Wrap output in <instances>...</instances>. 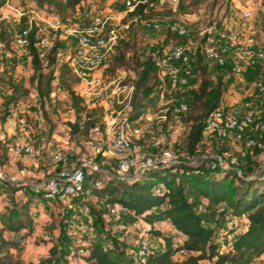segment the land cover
I'll return each instance as SVG.
<instances>
[{
	"label": "rangeland",
	"instance_id": "374dc122",
	"mask_svg": "<svg viewBox=\"0 0 264 264\" xmlns=\"http://www.w3.org/2000/svg\"><path fill=\"white\" fill-rule=\"evenodd\" d=\"M6 1L8 4L0 8V34L10 43L14 33L24 27L21 12L33 8L34 4L30 0ZM182 5L186 12L174 8L153 13V17L160 19L161 23L157 31L147 30L139 21H133L123 33V39L128 45L120 43L119 46L125 52L127 64L115 72L111 71L108 64L101 71L100 85L104 90L100 104L94 106L82 99V105L97 109L92 126L104 127L105 119L110 120L119 110H123L124 115V102L120 101L124 98L126 87L129 84L134 85L141 62L148 58L162 57L169 48L178 44L182 40L177 33L179 26L187 28L188 35L184 40L193 45L201 43L203 38L200 32L203 29L223 27L228 35L239 33V42H246L254 47L264 46V0H202L196 4L183 0ZM123 11V0H111L104 4L87 2L79 10L70 13L68 23L82 27L93 15L117 14ZM243 11H248L249 15L242 17ZM51 36L52 45L56 40L59 41L60 53L51 75L52 92L49 100H44L43 106L38 94V76L32 68L27 51L12 46L11 57H0V167L6 177L0 180V226L10 219L12 207L27 205L34 229L23 240L20 256L24 264L37 263L48 255L49 248L53 245L60 253L57 264H90L82 255L88 253L93 243H101L105 249H112V257L118 259L121 264H133L131 258L140 236L148 240L150 250L163 247L160 237L148 233L150 226L144 220L135 219L127 210L120 207L115 209L113 206H107L108 212L94 214L92 209L99 210L101 204L97 197L90 195L88 191L76 194L61 203L46 201L33 193L32 186L45 176L39 171L51 169L52 166H55L52 171L56 168L51 157L57 150L73 153L74 158L84 156L90 163H96L100 170L91 173L96 175V188L98 180L103 185L118 175L116 158L102 156L90 143L89 132H80L87 120L86 113L72 107L68 91L72 89L80 96L81 83L66 62L68 40L59 32L52 33ZM235 63L241 69L237 74L233 73L231 68H220L212 61L203 59V65L213 80H216L218 75L223 76L224 92L220 107L227 111H232L233 108L239 110L247 101L250 103V109L264 118V91L260 92L257 88L258 83L264 85V62L247 65L242 60H236ZM41 73L44 81L48 77V71L44 68ZM188 77L190 78L187 88L179 90L168 87L163 97L160 96V91L154 88L150 94L151 102L147 111L158 112L161 108H166L178 94L188 97L189 90L197 87L199 75L191 71ZM225 101L228 106L224 105ZM131 113L132 102L126 109V115L130 116ZM185 117L186 115L175 116L167 112L165 119L158 123L152 122V133L147 138L157 139L161 147H171L176 149V152L183 153L180 151L181 145L188 130ZM21 120L25 122V131L20 130ZM72 125H77L80 129L75 130ZM247 139L260 141L263 147L249 149L245 146ZM16 142L34 145L39 149L38 156L32 159L24 153H16L13 148ZM208 142L206 150L194 153V156L198 157L197 164L204 169L205 174L206 162L199 154L210 157L222 153L226 156H239L240 167L245 174L264 177V131L259 130L255 123L248 127L241 139L230 136L226 139H209ZM226 145L229 149L222 150ZM154 152L149 149L145 156ZM28 158L39 164H28ZM167 173L173 176L177 174L173 170ZM11 176L15 180L9 179ZM155 189L162 191L163 186L158 185ZM221 207L226 205L221 204ZM134 220L137 225L133 224ZM246 225L247 218L240 217V232ZM155 227L164 234L171 235L174 246L182 243L183 235L176 231L169 221L156 222ZM22 233L23 230L19 235ZM5 235L7 236L8 232H5ZM110 238L116 239L117 248L113 247L114 243ZM122 249L125 252L118 254L117 251ZM65 250H69V254L64 255L62 252ZM185 256L178 252L173 258L180 260Z\"/></svg>",
	"mask_w": 264,
	"mask_h": 264
},
{
	"label": "trees",
	"instance_id": "16d2710c",
	"mask_svg": "<svg viewBox=\"0 0 264 264\" xmlns=\"http://www.w3.org/2000/svg\"><path fill=\"white\" fill-rule=\"evenodd\" d=\"M30 1L34 7L57 16L66 23L70 18V13L79 10L83 4L87 2L104 4L111 0ZM182 1L179 0L175 8L186 12ZM190 1L196 4L202 0ZM6 2V0H0V8ZM167 9L172 10L174 8ZM154 12L144 13L143 8H137L129 15L149 18L153 17ZM180 36L182 40L179 43H185L184 37L187 36ZM0 37L9 47V40L2 34ZM203 41L204 39L201 40L200 44ZM36 43L35 30H33L29 37L27 54L32 68L38 76V94L43 106L44 100L48 101L52 92L51 75L57 62L60 43L58 40L55 41L44 62L37 56ZM120 43L128 45L125 39L119 41L109 63V68L113 72L127 64L125 52L120 48ZM200 44L196 51L195 62L190 68L191 71L199 75V83L197 87L189 90L188 97H186L190 109L186 114H182V116L186 115L188 130L180 151L187 155H194L196 151L200 152L198 147L205 136L203 134L205 121L214 109L220 107L224 92L223 76L218 75L216 80H213L203 65ZM160 58V56L157 59L148 58L141 62L134 83L131 101L132 113L129 116L131 121L138 120L147 111L153 89L157 88L158 92L161 90L157 65ZM257 63L259 62L254 64ZM217 66L231 68L232 64L228 59L224 65ZM44 68L48 71V77L43 81L41 72ZM187 86L182 87V89L187 88ZM68 93L72 107L77 111L81 110L86 113L87 120L80 132L87 134L94 123L93 118L97 109L82 105V97L78 96L72 89H69ZM72 126L75 130L80 129L77 125ZM183 168L187 172L181 175L177 173L176 176L167 173L172 169H156L148 171L141 178L128 182L113 178L107 180L99 189L94 186L96 175L90 173L84 179L83 191H88L90 195L97 197L99 204H101L99 210L92 209L94 214L100 215L108 212L107 206L118 204L134 217H138L149 224L148 233L163 240L162 248L150 251L147 259L149 264H264V261L259 259L264 253V177L245 174L244 171L242 176H238L233 171L228 170L206 169L205 174L204 170L200 172L202 167L183 165ZM158 185L163 186L162 191L155 189ZM221 204H225L226 207H221ZM228 215L245 216L247 225L238 234L231 248L227 252L219 253L216 250L214 240ZM160 221H169L178 232L185 236L180 245L174 246L171 235H166L155 227V223ZM33 229L34 224L27 205H22L19 208L12 207L10 219L0 226V264H24L20 256L23 240L32 233ZM21 230L23 233L19 235ZM5 232H8L7 236ZM110 239L114 243L113 247L117 248L116 239ZM181 249L186 250L187 255L180 260L174 259V255ZM69 252V250H65L62 253L67 255ZM124 252V249L117 251L118 254ZM112 253V249H105L101 243H93L88 253L82 255V258L90 264H121L118 259L112 257ZM59 254L57 247L53 245L49 248L48 255L35 264H57ZM131 262L135 264L133 255Z\"/></svg>",
	"mask_w": 264,
	"mask_h": 264
},
{
	"label": "built area",
	"instance_id": "2783aa9c",
	"mask_svg": "<svg viewBox=\"0 0 264 264\" xmlns=\"http://www.w3.org/2000/svg\"><path fill=\"white\" fill-rule=\"evenodd\" d=\"M123 3L124 11L122 13L93 15L82 27L70 25L68 21L64 23L57 16L36 7L24 10L21 12V16L24 18V27L14 33L9 47L4 41H0V57H11L12 46L27 51L30 34L35 30L37 56L44 62L52 46V33L59 32L68 40L66 62L71 72L80 80L79 94L85 102L96 106L103 100L104 88L100 85L101 71L109 64L129 25L133 21H139L142 27L147 30L157 31L161 27L160 19L157 17L138 18L129 14L137 8H143L144 13L175 8L179 0H124ZM248 15V11L242 12V17ZM177 33L187 36L188 30L184 26H179ZM200 35L204 39L199 46L203 59L220 66L229 59L232 61L231 71L233 73L237 74L241 71L240 66L235 63L236 60H242L247 65L264 62V46L254 47L252 44L239 42V33L228 35L223 27H209L203 29ZM197 48L198 45H193L190 42L178 43L169 48L157 61L158 77L161 81V97L168 87L182 89L187 86L190 68L196 59ZM257 88L260 92L264 91L262 83H258ZM133 90L134 85L129 84L126 87L124 98L120 101V103L124 102V115L123 110H119L110 120L105 119L104 127L94 125L88 130L91 136L90 143L98 151H111L115 154L118 172L116 178L128 182L141 178L150 170L172 169L181 175L187 172L183 165L201 167L197 164V156L178 153L171 147H161V143L157 139L150 141V146L155 151L154 154L141 155L143 150L141 139L151 131L152 122L158 123L165 119L167 112L175 116L186 114L190 106L187 97L178 94L166 108H161L152 115H147L145 112L138 120L131 121L126 115V109L130 107ZM252 123H255L259 130L264 131L263 116L255 114L247 101L237 111H227L218 107L207 117L203 134L210 138L215 136L219 139H226L233 136L236 139H241ZM20 124V130L25 131V122L21 120ZM245 146L249 149L262 148L263 143L247 139ZM13 148L16 153H24L32 159L39 154V149L28 142H16ZM199 157L205 159V167L208 170H228L238 176L243 175L240 158L237 155L226 156L217 153L210 157L199 154ZM51 160L56 168L32 186L33 193L46 201L61 203L82 193L86 175L100 170L96 163H90L84 156L74 158V154L67 151H55ZM203 170L201 169L200 172ZM5 178V172L0 167V180ZM9 179L15 180L12 176ZM96 186L97 188L103 186L100 180L96 182ZM112 206L115 209L122 208L118 204ZM135 219L140 218L135 217ZM239 219L240 217L233 215L225 217L214 240L219 253L227 252L236 240L240 233ZM133 224L137 225V222L134 220ZM150 251L148 240L144 236H140L137 248L133 253L134 263L149 264L147 259ZM179 252L187 255V251L184 249ZM259 259L264 261V253Z\"/></svg>",
	"mask_w": 264,
	"mask_h": 264
},
{
	"label": "crops",
	"instance_id": "0c3cea01",
	"mask_svg": "<svg viewBox=\"0 0 264 264\" xmlns=\"http://www.w3.org/2000/svg\"><path fill=\"white\" fill-rule=\"evenodd\" d=\"M225 106H228V103L225 101V104H224ZM223 108V107H222ZM232 111H237L236 110V108L234 109L233 108V110ZM147 112V115H152V114H154V112H150V111H146ZM152 130V129H151ZM152 133V131H150L149 133H147L146 135H145V137H143L142 139H141V141H142V143H143V150H142V152H141V155H144V154H146L147 152H148V150L149 149H151V150H153L154 151V149L153 148H151V146H150V139H148L147 137L149 136V134H151ZM209 139H213V137H207V136H204L203 137V139H202V141H201V143L199 144V150L200 151H202V150H206L207 148V145H209ZM226 149H229V147L226 145L224 148H222V150H226ZM100 152V154L102 155V156H105V157H109V156H114L115 157V154H113V152H109V151H99ZM116 158V157H115ZM27 160V162H28V164H32L33 166H36V165H38L39 163H37V162H34V160H31V159H26ZM41 165L43 166V163H41ZM55 166H52L51 167V169H49V168H46V169H42L41 171H39V173L41 174V175H47L49 172H51L52 171V169L54 168ZM38 168V167H37ZM174 228V227H173ZM175 229V228H174ZM176 230V229H175ZM177 231V230H176ZM180 233V232H179ZM185 239V236H183V240ZM182 240V241H183ZM181 241V242H182Z\"/></svg>",
	"mask_w": 264,
	"mask_h": 264
}]
</instances>
